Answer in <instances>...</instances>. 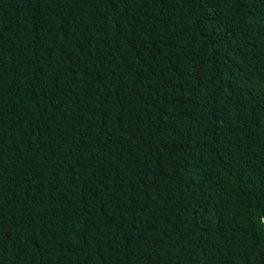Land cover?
<instances>
[{"label":"trees","instance_id":"obj_1","mask_svg":"<svg viewBox=\"0 0 264 264\" xmlns=\"http://www.w3.org/2000/svg\"><path fill=\"white\" fill-rule=\"evenodd\" d=\"M0 264H264V0H0Z\"/></svg>","mask_w":264,"mask_h":264}]
</instances>
